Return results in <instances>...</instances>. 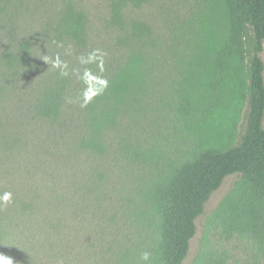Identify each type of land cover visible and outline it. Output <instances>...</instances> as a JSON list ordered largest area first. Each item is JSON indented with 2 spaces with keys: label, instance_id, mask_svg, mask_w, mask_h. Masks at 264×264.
<instances>
[{
  "label": "rangeland",
  "instance_id": "rangeland-1",
  "mask_svg": "<svg viewBox=\"0 0 264 264\" xmlns=\"http://www.w3.org/2000/svg\"><path fill=\"white\" fill-rule=\"evenodd\" d=\"M113 1L0 0V194L12 193V202L0 207V253L15 264L140 261L155 229L143 208L144 192L169 162L163 156L153 163L146 154L163 150L179 159L192 150L175 101L204 21L212 13L222 17L221 2L145 0L127 7L128 26L120 29L110 23ZM70 10L87 18L84 43L62 27ZM134 21L147 25L148 34L136 37L129 27ZM94 49L104 54L102 60L81 64L78 57ZM56 54L68 63L66 77L45 61ZM135 55L144 61L142 88L107 108L114 123L92 130V116L103 106L95 97L80 106L83 92L95 91L98 81L85 76L84 69L112 79ZM60 84L65 97L59 116L41 115L44 94ZM238 178L228 175L211 195L196 220L184 264H197L207 219ZM211 245L226 264H264L246 239L213 233Z\"/></svg>",
  "mask_w": 264,
  "mask_h": 264
},
{
  "label": "trees",
  "instance_id": "trees-1",
  "mask_svg": "<svg viewBox=\"0 0 264 264\" xmlns=\"http://www.w3.org/2000/svg\"><path fill=\"white\" fill-rule=\"evenodd\" d=\"M144 1L114 0L111 26L126 29L127 7ZM216 1L221 2L223 15L212 13L204 21L175 101L180 127L193 140L192 150L179 159L168 158L163 150L161 155L146 154L153 163L163 156L169 159L144 192L143 208L155 227L152 241L141 251L150 253L148 264H184L197 218L231 174L239 178L207 219L197 264H226L211 245L213 233L227 240L246 239L264 258V0ZM62 27L72 39L85 42L84 13L68 11ZM129 27L138 38L148 34L142 22L134 21ZM143 65L140 55L131 56L115 78L107 79V88L94 99L103 107L92 116V130L100 132L114 123L116 117L107 108L121 102L129 91L142 88ZM94 86L95 91L103 87L98 81ZM64 97L65 85L52 86L38 106L39 113L58 117ZM2 237L0 224V241Z\"/></svg>",
  "mask_w": 264,
  "mask_h": 264
},
{
  "label": "clouds",
  "instance_id": "clouds-1",
  "mask_svg": "<svg viewBox=\"0 0 264 264\" xmlns=\"http://www.w3.org/2000/svg\"><path fill=\"white\" fill-rule=\"evenodd\" d=\"M62 46V45H58ZM103 53L99 49H94L92 52L88 53L87 57L80 56L78 57L79 62L81 64H91L96 62L97 60H102ZM46 63H50L53 68L60 70V75L62 77H66L69 75L68 72V63L60 58L59 54H56L54 58H45ZM84 75L90 76L93 79H98V82L103 86L101 89H98L96 91H91L90 89L85 90L82 94V103L80 104L81 107H86L88 103L92 101V99L102 94L103 90L107 88L108 81L105 78H97L93 76L91 69L85 68L84 69ZM82 79V77H80ZM68 103H71V98H68ZM12 202V193L10 191H4L2 194H0V207L7 206ZM141 261L144 262V264H148L150 260V253L145 251L140 256ZM0 264H15L14 259L11 256H8L4 253H0Z\"/></svg>",
  "mask_w": 264,
  "mask_h": 264
}]
</instances>
